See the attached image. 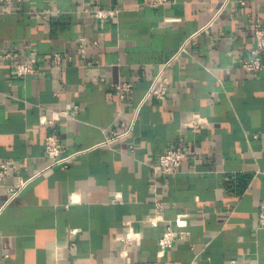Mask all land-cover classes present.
I'll return each mask as SVG.
<instances>
[{
	"label": "crops",
	"instance_id": "crops-1",
	"mask_svg": "<svg viewBox=\"0 0 264 264\" xmlns=\"http://www.w3.org/2000/svg\"><path fill=\"white\" fill-rule=\"evenodd\" d=\"M140 2L0 3V54L38 63L36 74L17 77L0 60V164L15 166L0 185V264H264V72L242 68L264 0ZM95 8L119 13L84 11ZM159 76L166 96L146 99ZM118 82L132 86L125 102ZM74 107L53 129L40 123ZM193 114L207 126L187 127ZM53 131L65 155L80 154L45 170ZM180 143L188 150L180 173L154 179L159 156ZM20 180L29 182L8 202ZM156 202L167 223L152 226ZM179 215L190 235L160 258L159 238ZM131 230L139 245L119 240Z\"/></svg>",
	"mask_w": 264,
	"mask_h": 264
},
{
	"label": "built area",
	"instance_id": "built-area-1",
	"mask_svg": "<svg viewBox=\"0 0 264 264\" xmlns=\"http://www.w3.org/2000/svg\"><path fill=\"white\" fill-rule=\"evenodd\" d=\"M27 0H0V3H22ZM171 0H141L139 6L148 5L151 7H161L170 4ZM138 6V7H139ZM86 13H91L94 17L98 19H108L115 18L118 16V9H84ZM252 37L254 40V45L248 52L246 57L243 59L242 68L249 74L263 73L264 72V60L262 55L264 53V25L261 21H256L251 27ZM96 44V42L94 43ZM77 49L79 53L85 57L88 46L85 38H79L77 41ZM0 60L7 61L10 63L14 74L17 77H26L29 75L36 74L38 72V63L35 58H30L27 61H23L17 53L5 52L0 54ZM53 61L61 66L62 56L60 54L53 55ZM70 61V59H68ZM162 76H159L154 80L151 88L148 92L146 99L154 98L156 100H162L167 94V88L163 85L161 81ZM115 95L120 102L127 101L132 86L127 82H118L113 85ZM78 107H74L73 111L60 110L53 111L51 117L48 119L46 116L41 117L40 123L46 125L53 129L56 122L63 119H73L78 113ZM208 124V120L198 114H193L189 121L187 122V127L193 129L205 128ZM128 132H114V138H119L126 135ZM113 139L109 140L112 141ZM80 154V152L74 153L72 155H65L64 150L59 141L58 135L53 131L48 134L45 142L44 157L48 160L45 170H51L54 168H67L70 162L75 156ZM188 156V150L183 143L177 144L173 147L167 148L166 151L159 156L157 162L152 166V176L154 179L163 176H173L180 173L183 164L185 163ZM15 169L14 165H9L7 163L0 164V185L8 177L10 172ZM28 180H20L18 184L10 188L8 191L9 198L8 202L15 200L22 190L26 187ZM151 189L154 193L157 192L155 184L152 185ZM148 222L152 226H157L159 223H167L164 217L163 205L156 202L155 213L148 218ZM175 227H173L172 222L164 229L158 241V257L162 258L166 255V252L170 250L177 239L185 240L190 235L187 228L186 215H179L173 222ZM258 224L260 229H264V201L259 205L258 211ZM126 246L139 245L141 242V236L139 233H135L131 230L125 237L119 239ZM127 255V251L119 252L118 258L122 259Z\"/></svg>",
	"mask_w": 264,
	"mask_h": 264
}]
</instances>
